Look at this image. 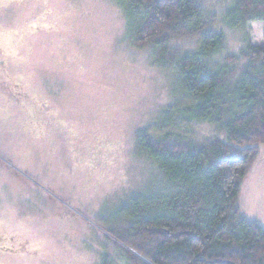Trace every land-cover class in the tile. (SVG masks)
<instances>
[{"label":"rangeland","instance_id":"obj_1","mask_svg":"<svg viewBox=\"0 0 264 264\" xmlns=\"http://www.w3.org/2000/svg\"><path fill=\"white\" fill-rule=\"evenodd\" d=\"M202 3L226 35L219 59L263 43L264 22L225 28L233 0ZM134 28L124 0H0V264H127L118 230L164 180L138 135L221 136L186 120L178 72L158 63L160 47L135 45ZM260 150L238 203L264 227Z\"/></svg>","mask_w":264,"mask_h":264},{"label":"trees","instance_id":"obj_2","mask_svg":"<svg viewBox=\"0 0 264 264\" xmlns=\"http://www.w3.org/2000/svg\"><path fill=\"white\" fill-rule=\"evenodd\" d=\"M134 13V43L158 46L163 67L178 72L186 120L212 124L220 137L200 144L139 134L141 155L164 174L145 204L135 201L120 226L127 264H264V227L242 216L240 189L264 146V34L235 54L218 15L202 0H124ZM139 13V14H138ZM264 22V0H233L225 28ZM198 37L186 53L168 43ZM172 40V41H170Z\"/></svg>","mask_w":264,"mask_h":264},{"label":"flooded vegetation","instance_id":"obj_3","mask_svg":"<svg viewBox=\"0 0 264 264\" xmlns=\"http://www.w3.org/2000/svg\"><path fill=\"white\" fill-rule=\"evenodd\" d=\"M0 253H1V255H2V247H1V246H0ZM1 255H0V256H1Z\"/></svg>","mask_w":264,"mask_h":264}]
</instances>
